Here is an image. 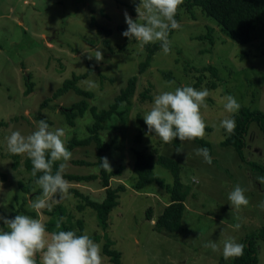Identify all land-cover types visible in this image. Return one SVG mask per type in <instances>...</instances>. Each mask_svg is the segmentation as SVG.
<instances>
[{"label": "rangeland", "instance_id": "rangeland-1", "mask_svg": "<svg viewBox=\"0 0 264 264\" xmlns=\"http://www.w3.org/2000/svg\"><path fill=\"white\" fill-rule=\"evenodd\" d=\"M118 1L129 4L137 0H0V121H9L8 125L0 126V171L6 174L5 181L0 178V216L12 219L19 214L29 215L42 219L47 227L51 219H57L55 208L60 202L67 225L78 231L76 221L82 219L83 234L99 236L93 241L101 246V250L105 239L110 238L114 242L112 248L120 252L122 264H220L224 240L232 238L242 244L248 234L258 231L264 223V210L259 207L264 201V183L258 180L264 174L249 165L250 160L264 165V134L258 123L254 121L249 127L245 161L235 148L221 145L224 137L222 120L233 119L238 112L225 110V96L232 95L240 106L249 105L264 111V26L256 32L253 42L241 44L228 37L199 8L194 7L192 18L179 6L180 27L169 34L170 52L164 54L162 48L155 52L150 64L138 74L137 93L131 96L132 102L124 106V119L114 115L100 131L106 147L103 155L108 158L112 170L122 166L121 174L114 176L110 184L121 182L125 185L108 215L106 229L98 225L93 210L77 209V204L83 201L70 190L76 187L90 198L101 200L104 189L99 179L70 182L64 177L70 182L68 193L62 199L59 194L53 196L49 201L51 210L45 208L39 214L30 208L40 196L33 194L39 185L32 188V194L22 192L17 186L19 180L26 183L29 179L30 173L23 166L27 154L18 155V166L13 169V154L8 151L6 137L16 130L27 136L44 119L50 130H65L62 139L72 153L65 173H98L96 165L73 163V159L96 160L94 142L73 149L68 147L73 136L87 135L85 127L92 121L90 113L86 112L82 118H76L75 126H70L61 112L63 106H69L80 96L69 90L48 104L42 105V102L65 78L92 66L91 72L80 78L78 84L92 91L93 95L88 98L90 103L101 108L125 84L127 77L138 71L139 61L144 58V47L135 38L124 40L117 31L118 26H123L124 31L128 27L124 12L130 15L128 8ZM262 6L264 10V0ZM92 16L98 24L112 30L108 37L112 50L103 45L105 37L89 26ZM132 18L136 20L138 14ZM208 27L212 28L213 44L197 39L208 34ZM119 46L123 49L119 50ZM97 51L103 53L102 61L98 62L94 56L88 58ZM209 64L216 67V74L204 69L202 82L196 85L199 75L196 68ZM27 72L34 83L32 90L25 94L24 73ZM212 80L213 86L208 83ZM148 84H151L152 97L141 101L138 94ZM182 86L197 90L207 88L210 92L205 99L207 108L201 107V114L206 124L203 139L211 147V164L195 154L194 149L202 146L193 141L174 147L155 134L147 133L143 116L150 111L154 97ZM138 115L146 130L142 140L137 141L142 127ZM177 148L183 152L177 153ZM135 149L152 152L155 157L164 154L178 162L181 181L188 188L182 231L170 232L155 226L154 221L168 203L169 196L154 182L142 189L136 188L137 174L132 171ZM154 175L164 183L172 182L170 171L158 163ZM237 185L245 189L249 204L231 211L228 196ZM149 208L153 220L146 218ZM15 211L18 213L10 218V213ZM3 227L6 226L0 220V228ZM46 230L49 233L58 231L56 228ZM209 241L216 242L220 250L205 247ZM257 248L258 264H264V239L258 238ZM101 255L102 264H113L102 252ZM36 260L40 264L39 253Z\"/></svg>", "mask_w": 264, "mask_h": 264}, {"label": "trees", "instance_id": "trees-1", "mask_svg": "<svg viewBox=\"0 0 264 264\" xmlns=\"http://www.w3.org/2000/svg\"><path fill=\"white\" fill-rule=\"evenodd\" d=\"M118 2L124 4L128 8L132 17L137 16L135 9L140 4L139 0L129 4L123 3L121 1ZM180 7H183L192 18H194V7L199 8L201 11L205 12L206 16L209 17V19L213 21L224 33H226L228 37L241 44L253 42L257 35L256 32L261 26H264V10L262 6V0H183V3L180 5ZM100 11L103 13V10ZM175 19L177 21L179 20L177 14ZM89 26L93 28L97 34L103 35L105 37V39L102 41L103 45L109 50H112L113 48L111 46V42L108 40V37L112 35V30L98 24L93 16ZM116 29L121 34L124 32L123 26H118ZM172 31L173 29L169 31V34H171ZM211 32L212 28L208 27V34L205 36H198L197 39L200 41L208 40L209 44H213L214 40L210 35ZM123 39L128 40V38L125 36H123ZM119 47V50L123 49V46ZM143 47L144 58L139 61L138 71L135 74H131L127 77L125 84L119 87L118 91L113 95L106 106L98 108L96 104L90 103L88 98H91L93 95L92 91L78 84V80L80 78L91 72L92 66H89L83 72L73 73L71 77L65 78L62 83L56 87L52 94L46 96L42 102V105L48 104L53 98L59 97L69 90H74L80 97L69 106H63L61 111L65 115L67 123L70 126H75L76 118H82L86 112H89L92 117L91 123L87 124L85 127L87 135L82 138L73 136L68 141V147L73 149L75 146H86L89 143L94 142L96 147V160L90 161L86 159H73V163L76 165H96L98 167V173H90L85 175L65 173L64 177L69 179L70 182H89L99 179L100 184L104 189V195L101 200L90 198L89 195L79 191V189L76 187H72L70 190L83 201V203L77 204V209L79 211L85 210L86 208L93 210L97 216L98 225L102 229H106L108 226V215L112 208L116 206L119 194L121 191L125 190V185L121 182L113 186L110 184V180L114 176L121 174V165L112 171L101 167L102 162L100 158L104 157L103 152L106 150V147L103 144L100 131L106 128L105 122L111 119L114 115L120 116L119 118H121V120L124 119L122 117L123 110H125L124 106L126 104H130L132 102L131 96L137 93L139 78L138 74L142 73L150 64L155 52L161 48V42L149 43ZM196 69L199 72L196 85H199L198 83L202 82V74L204 69L211 70L212 74H216L217 72L216 67L212 64ZM111 79H114V77H111ZM24 82L25 88L23 92L27 94L32 90L34 83L29 72L24 73ZM208 83L211 84V86L215 85L214 80L209 81ZM150 91L151 84H148L139 92L138 95L141 101H144L145 99H151L152 92ZM138 118L142 124V127L136 136L137 141L142 140V135L145 134L143 132L146 130L140 115H138ZM233 119L235 120V129L233 132L229 133L223 128L224 137L221 141V145L232 146L235 148L240 158L245 161L246 136L249 127L251 123L255 121L258 123L260 130L264 134V111L261 110V108H253L249 105H242L240 106L238 112L233 115ZM44 120L48 123L46 119ZM8 124L9 121H0V126H6ZM147 133H149L148 129ZM192 141L198 145H201L202 147H207L211 156V147L207 140L203 138H197ZM181 143L182 142L177 138L171 143L167 144L178 147ZM46 155L50 159V153ZM12 159L11 166L13 169H16L18 166V155L13 154ZM156 163L170 171L172 175V182L170 184L164 183L162 179L154 175V167ZM59 164L60 161L53 163V173L58 169ZM249 165L254 170L258 169L262 174H264V165L262 163H257L250 160ZM23 166L27 173H30L29 179L26 183H24L22 180H19L17 182V186L22 192L32 194V188L37 185L35 181L40 175H42V173H37L36 177L32 176V163L28 156L24 158ZM132 171L137 174V181L135 184L136 188L142 189L154 182L163 187L169 196L168 203L165 204L161 214L158 215L154 221L157 229L163 227L170 232L182 231L184 229L182 225V217L185 210L184 201L188 195V188L181 181L180 167L178 162L164 154H159L157 157H155L152 152H147L142 149H135ZM0 178L5 181L6 174L0 171ZM33 194H42V189L40 186L36 188V191H34ZM23 200H26V197H23ZM55 210L56 214L54 215L57 219H51L47 223L46 228H56L57 221L62 220L60 230H72V228L67 225L64 220L65 210L63 208V204L57 202ZM17 211L10 213V218L16 215L18 213ZM33 214L34 213H32V215ZM151 216V209L149 208L146 218L151 220ZM76 223L79 230L75 232L77 235H82L84 230V223L82 219H77ZM90 238L92 240H97L99 239V236H90ZM258 238L264 239V223L258 231L252 232L245 237L242 243L244 245L242 255L234 257L232 261L225 260L224 257H221L219 259L220 264H258ZM113 244L114 242L107 237L102 245V253L107 256L113 264H122L120 252L117 249L112 248Z\"/></svg>", "mask_w": 264, "mask_h": 264}, {"label": "clouds", "instance_id": "clouds-1", "mask_svg": "<svg viewBox=\"0 0 264 264\" xmlns=\"http://www.w3.org/2000/svg\"><path fill=\"white\" fill-rule=\"evenodd\" d=\"M183 0H141L136 7L138 18L134 20L127 11L124 12L127 29L123 36L133 38L143 47L149 43L161 42L164 54L170 52L169 31L180 27L175 19L179 6ZM143 21V22H140ZM99 62L103 60V53L97 51L90 54ZM94 86V85H93ZM210 95L207 88L197 90L191 86H182L174 91H165L154 97L150 111L143 116L148 132L154 133L164 143H171L174 139L181 142L203 138L206 124L201 114V107L207 108L206 97ZM224 108L233 113L240 108V104L232 95L224 98ZM235 120H222L221 127L231 133L235 129ZM65 130L56 128L50 130L45 120L38 122L37 128L25 136L19 130L12 131L6 137L8 151L15 155L27 154L32 163V176L42 173L35 181L42 189V194L31 204L30 208L37 214L42 209L51 210L50 199L59 194L62 199L68 193L70 182L64 178L68 161L72 153L63 141ZM197 156H202L208 164L212 158L207 147L194 149ZM177 153L183 149L177 148ZM50 153V159L46 154ZM101 167L111 170L107 157L100 158ZM63 161L53 173V163ZM264 183V177H258ZM228 199L233 208L240 209L247 206L249 200L245 196V189L239 185L229 193ZM264 210V201L259 204ZM6 227L0 228V264H37L36 256L40 254V264H102L101 246L94 242L88 234L77 235L72 230L61 229L62 220L56 223V229L49 233L42 219L19 214L9 219L0 216ZM236 228L239 225H235ZM7 229V230H5ZM205 247L219 251L216 242L209 241ZM244 245L229 238L223 242V257L225 260L243 254Z\"/></svg>", "mask_w": 264, "mask_h": 264}]
</instances>
